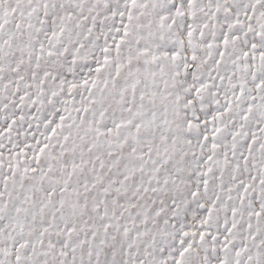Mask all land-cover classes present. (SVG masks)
Segmentation results:
<instances>
[{
  "label": "snow or ice",
  "instance_id": "obj_1",
  "mask_svg": "<svg viewBox=\"0 0 264 264\" xmlns=\"http://www.w3.org/2000/svg\"><path fill=\"white\" fill-rule=\"evenodd\" d=\"M0 264H264V0H0Z\"/></svg>",
  "mask_w": 264,
  "mask_h": 264
}]
</instances>
